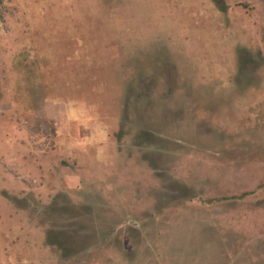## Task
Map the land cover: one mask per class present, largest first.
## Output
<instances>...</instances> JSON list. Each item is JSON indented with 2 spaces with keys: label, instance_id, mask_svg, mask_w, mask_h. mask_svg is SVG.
Here are the masks:
<instances>
[{
  "label": "rangeland",
  "instance_id": "obj_1",
  "mask_svg": "<svg viewBox=\"0 0 264 264\" xmlns=\"http://www.w3.org/2000/svg\"><path fill=\"white\" fill-rule=\"evenodd\" d=\"M218 1L0 0V264H264V0Z\"/></svg>",
  "mask_w": 264,
  "mask_h": 264
},
{
  "label": "trees",
  "instance_id": "obj_2",
  "mask_svg": "<svg viewBox=\"0 0 264 264\" xmlns=\"http://www.w3.org/2000/svg\"><path fill=\"white\" fill-rule=\"evenodd\" d=\"M220 3L218 0H214ZM224 11V8H221ZM61 196H57L54 201L42 212L44 221L57 219L63 224L56 228H51L46 232V244L55 248L64 260L74 257L88 246L85 244L88 237L84 228V220L87 217L81 210L75 209L61 202ZM87 210V209H86ZM69 221H72L71 223ZM86 221V220H85ZM67 222V225L65 224Z\"/></svg>",
  "mask_w": 264,
  "mask_h": 264
},
{
  "label": "crops",
  "instance_id": "obj_3",
  "mask_svg": "<svg viewBox=\"0 0 264 264\" xmlns=\"http://www.w3.org/2000/svg\"><path fill=\"white\" fill-rule=\"evenodd\" d=\"M25 171H26V170H25ZM25 171H24V174H27Z\"/></svg>",
  "mask_w": 264,
  "mask_h": 264
}]
</instances>
